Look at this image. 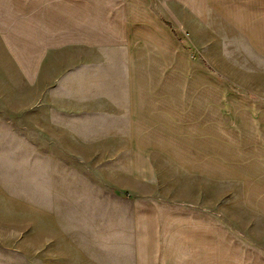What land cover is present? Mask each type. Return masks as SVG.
<instances>
[{"label":"crops","instance_id":"1","mask_svg":"<svg viewBox=\"0 0 264 264\" xmlns=\"http://www.w3.org/2000/svg\"><path fill=\"white\" fill-rule=\"evenodd\" d=\"M180 27L192 47L211 44L219 27L255 48L264 43V0H0V44L26 77L29 124L39 137L61 118L128 126L130 159L116 197L127 205L132 264H264V232L255 225H264L261 178L169 142L212 139L213 90L227 94L223 108L229 98L237 107L264 106L250 99L252 88L213 87L201 63L208 54L197 46L191 55ZM238 116L228 146L263 155L260 142L244 148ZM163 166L184 180H165ZM216 186L235 187L248 215L217 212L227 195L213 197Z\"/></svg>","mask_w":264,"mask_h":264},{"label":"rangeland","instance_id":"2","mask_svg":"<svg viewBox=\"0 0 264 264\" xmlns=\"http://www.w3.org/2000/svg\"><path fill=\"white\" fill-rule=\"evenodd\" d=\"M176 30L191 55L197 46L208 54L200 62L211 69L213 87L228 83L252 88L247 93L250 99L264 106V58L259 54L264 53V43L253 48L218 27L222 37L213 34L211 44L192 47L185 41L189 39L186 29ZM12 55L0 44V264H132L130 220L123 215L127 205L116 197L130 159L128 126L61 118L49 123L39 137L37 125L29 124L26 77ZM226 95L212 91V113L206 125L212 139L169 142L185 150L195 145L206 151L194 159L215 166L236 164L264 182V152L236 153L226 140L234 136L231 131L237 126L231 123L232 116L240 115L244 148L263 145L264 118L259 116H264V107H237L229 98L223 108ZM181 156L187 159L185 153ZM161 168L165 180H184L167 166ZM212 194L227 195L217 201V212L248 215L240 210L235 187L216 186ZM255 225L264 232V225Z\"/></svg>","mask_w":264,"mask_h":264}]
</instances>
